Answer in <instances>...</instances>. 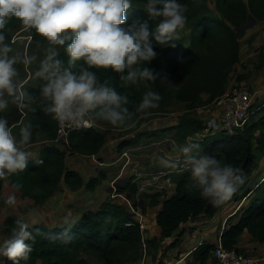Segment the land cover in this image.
Listing matches in <instances>:
<instances>
[{"label": "trees", "instance_id": "trees-1", "mask_svg": "<svg viewBox=\"0 0 264 264\" xmlns=\"http://www.w3.org/2000/svg\"><path fill=\"white\" fill-rule=\"evenodd\" d=\"M145 2L146 0H134V4L126 10L127 19L124 26L147 20L150 31L155 30L158 20L149 17L142 7ZM181 2L188 7L185 13L187 22L179 40L175 42L174 47L154 45L157 55L145 65L166 77L172 86L161 85L159 78L156 83L151 84L154 90L160 91L162 99L159 108L147 111L157 115L165 113L172 106L183 104L186 112L174 128L147 132L134 141L122 142L119 151L127 145L136 143L142 136L157 137L168 130H176L175 138L183 143L189 135L203 130L200 117L192 111L198 105L212 103L228 92L235 75V67L240 63V39L246 34L247 24L251 17L256 23L264 21V0H181ZM7 28L6 39L11 42L12 32L26 27L13 18ZM26 33L35 44L37 40H43L34 30L29 33L26 28ZM64 47L61 46L60 56L67 62ZM263 51L264 45L260 51L262 59ZM93 71L97 73L101 82H107L119 94L129 97L128 107L134 111L133 119L136 123L138 118L145 114L135 112L134 109V105L147 90L145 86L125 85L120 81L119 74L111 68H94ZM248 76L239 73L236 75V81L241 84ZM27 90L38 96L40 87L30 86ZM261 106L257 115L251 117L243 128H237L233 132L222 129L218 133H210L203 141L198 142L200 146L198 151L242 169L244 182L229 200L214 204L209 198L201 196L199 190L190 187L192 183L190 170L174 174L177 193L164 202L163 209L157 216V223L161 227L160 237L144 241L141 224L130 216V212L121 201L111 199L104 202L98 210L86 211L79 221L69 222L65 226L54 228L42 224L31 226L36 235V239L31 242L33 251L29 260L21 261V264H92L88 257H93L102 264H132L139 261L145 252L149 253L150 248L157 249L161 241L173 236L181 225L191 218L200 214L212 217L224 206L240 201L243 205L235 214L239 219L224 230L221 237L223 246L245 253L237 248L245 232L249 233L254 241L264 243V179L255 189L249 186L251 177L264 159V103ZM33 109L23 110L26 114L25 122L18 125L17 133L23 124L32 126L34 133L32 142L42 141L38 159L44 163L38 164L36 160L29 159L25 170L13 174L9 180L22 185L18 191L23 197L33 199L37 205H43L55 195L62 182L73 191H77L83 188L84 179L80 172L67 166L68 153L62 149L63 143L54 142L58 126L52 114L47 113L39 101L34 103ZM96 121L114 127L106 121ZM104 136V132L96 128L72 132L69 135V150L72 154H98L104 145ZM104 178L105 175L101 173L99 177L90 179L86 188L93 191ZM137 188V184L131 179L119 188V192H129L135 196ZM154 197L152 202L156 204L160 197L159 193ZM16 219L18 218L15 216L6 219V233L11 234L10 229L15 226ZM37 228L40 229L39 233L35 232ZM66 228L67 237L63 235ZM179 242L180 238L176 239L171 247ZM214 250L215 245L202 244L196 250V258L201 264H206L209 260L214 264ZM5 264H12V261L6 257Z\"/></svg>", "mask_w": 264, "mask_h": 264}, {"label": "clouds", "instance_id": "clouds-1", "mask_svg": "<svg viewBox=\"0 0 264 264\" xmlns=\"http://www.w3.org/2000/svg\"><path fill=\"white\" fill-rule=\"evenodd\" d=\"M133 4L134 0H0V184L11 183L12 189L19 190L22 185L9 178L24 171L28 160L34 159L30 150L32 126L23 124L18 133L14 131L16 126L6 115L10 105L34 110L39 101L62 128L96 120L116 128L132 127L135 120L128 107L129 97L101 82L93 71L111 68L125 85L143 84L147 89L134 105L135 112L150 114L147 110L159 108L161 93L150 85L158 78L161 85H172L145 65L157 55L154 45L175 46L187 22L188 6L181 0H146L142 7L151 19L158 20L155 30L150 31L147 20L124 26L126 10ZM13 18L29 33L34 30L43 38L36 41L37 47L43 44L42 55L21 53L6 39L7 25ZM60 46H65L67 62L60 56ZM34 64L31 75L40 82L38 96L28 92L18 67ZM93 128L102 127L97 122ZM199 147L195 142L180 145L190 170V187L214 204L229 200L244 182L242 169L198 151ZM36 163L44 162L36 159ZM161 163L175 167L163 157ZM5 202L15 204L14 192ZM14 224L11 234L0 241V256L21 264L29 260L36 235L29 221L18 218ZM67 233L66 228L63 235L67 237Z\"/></svg>", "mask_w": 264, "mask_h": 264}, {"label": "crops", "instance_id": "crops-1", "mask_svg": "<svg viewBox=\"0 0 264 264\" xmlns=\"http://www.w3.org/2000/svg\"><path fill=\"white\" fill-rule=\"evenodd\" d=\"M16 34L19 36L13 37ZM247 37L249 36L247 35ZM17 38L28 40L26 43L28 51L31 43H34L26 33V28L15 29L12 32L11 43L15 44L20 41ZM247 47L248 45L241 44L240 63L235 67V76L231 80L230 86L232 81H236L237 74H248L243 70L247 67L248 57L244 53ZM249 56H252V53ZM249 70L250 66L246 72ZM39 83L31 86H38ZM26 85L27 83L24 86ZM204 98L207 99V95ZM98 123L102 128L96 129L103 131L105 135L104 145L98 154H72L68 146H62V149L68 153L67 166L69 169L76 170L83 176V188L73 191L66 183L62 182L59 190L51 199L43 205H37L33 199L23 197L18 190L12 189L9 183L0 184V198H2L1 203L3 202V209L0 211V241L10 235L5 232L6 219L9 216L29 221L30 227L38 224L49 228L65 226L69 222L79 221L86 211L98 210L104 202L113 199L111 196L113 181H116L120 188L131 179L138 187L135 196L124 192L126 197L131 195L130 200L128 199L130 202L120 198L115 199L121 201L136 221L141 224L144 241L160 237L161 227L157 223V216L162 211L164 202L177 193V184L173 180V175L189 170L185 163V155L180 151V145L183 143L175 138L176 130H168L157 137L142 136L136 143L125 146L122 151H119V145L122 142L134 141L147 132H159L174 128L179 124V120L161 115L143 114L134 126L129 128H116L108 126L104 122ZM190 138L194 141H191ZM187 140L189 143L195 142L197 139L188 137ZM41 148L42 144L31 145L33 160L39 158ZM161 157L172 161L175 167L162 164ZM101 173L105 175V178L93 191L88 190L86 188L88 181L99 177ZM263 179L264 159L251 177L249 186L255 189ZM13 192L16 202L7 204L6 198ZM157 193L160 195L159 200L153 204V197ZM242 205V201L231 202L212 217L200 214L191 218L182 224L173 236L161 241L157 249L150 248L149 253L145 252L139 261L132 264H201L195 255L197 248L202 244H214L221 240L222 234L229 224L238 221L239 217H236L235 214ZM245 205H247V201ZM178 238H180V242L171 247ZM237 248L245 253H253L259 258L255 264H264V243L254 241L249 233L245 232L241 236ZM5 258L6 256H0V264H5ZM88 260L92 264H102L93 257H88ZM206 264H211V260Z\"/></svg>", "mask_w": 264, "mask_h": 264}, {"label": "rangeland", "instance_id": "rangeland-1", "mask_svg": "<svg viewBox=\"0 0 264 264\" xmlns=\"http://www.w3.org/2000/svg\"><path fill=\"white\" fill-rule=\"evenodd\" d=\"M246 30H247L246 37L244 38L242 37L240 41L243 46L248 45L247 49L244 52L246 54V57H248L246 60L247 67H245V69L243 70L245 73H248L249 76L246 79V81L242 82L241 84H238L237 81H232V84L230 88L228 89V92L230 93L235 88H239L240 86H243V85L252 86L253 89L257 91L259 94L257 103L255 104V107H253V110H255V114H254L255 116L260 111L262 107L261 105L264 103V100H263L264 99V59L260 57V51H259L262 46L261 47L258 46L260 44L262 45L264 44V21L258 22V23L254 22L253 24H251V26L247 27ZM247 35L249 37H247ZM16 36H19V35L16 34L13 37L16 38ZM17 39H20V41L13 44L14 49L19 50L21 53L26 52L30 54L33 51H35L39 55L43 54L42 53L43 46L37 47L35 43H31V46L29 47V51H28V49H26L27 47L26 43L28 40L24 38H17ZM61 49L62 48L60 46V52H61ZM251 53H252V56H249ZM249 66H250V70L246 72ZM18 67L20 68L22 78L25 80V83H27V85L25 86L26 88L31 85L39 83V81L33 79L31 75L32 70L36 67L35 64L28 67L29 69L28 71L25 69V66L23 65H18ZM258 67H260L261 69ZM204 99L206 100V98ZM220 107L221 106L218 104V101L216 102L214 101L208 104H200L197 107H195L192 113L200 117L204 129L193 135H189L188 137H195L197 139L195 140V143H198V142L203 141V139H205V137L209 135L210 133L220 132L222 130L221 122H220V115H221ZM185 112H186L185 105L180 104V105H175V106L168 108L165 114L162 113V114H157V115H161L163 117H172L176 120H179L180 117H182V115ZM6 115H7V118L9 119L10 124H13L16 126L14 128V131L17 132L18 125L25 122L24 111L17 109L15 105H10V109ZM188 137L184 140L183 144H185L186 142L188 143V140H187ZM191 141H194V140H191ZM32 144L41 145L42 141L37 140L36 142L35 140L34 143L32 142ZM66 162H67V158H66ZM1 201H2V198H0V205L2 204L0 206V211L3 209V202L1 203Z\"/></svg>", "mask_w": 264, "mask_h": 264}, {"label": "built area", "instance_id": "built-area-1", "mask_svg": "<svg viewBox=\"0 0 264 264\" xmlns=\"http://www.w3.org/2000/svg\"><path fill=\"white\" fill-rule=\"evenodd\" d=\"M258 92L250 85H243L235 88L232 92H227L219 97L216 101L221 106V129L233 132L237 128H243L244 125L254 116L255 104L258 100ZM97 126V122H90L88 125H81L79 127L62 128L58 123L57 137L55 143H63L64 146L69 145V135L72 132L79 131L86 128H93ZM111 196L113 199L120 198L130 202L125 194L119 192V185L116 181L111 184ZM215 250L213 257L214 264H255L259 261L253 254H245L236 249H227L223 246L222 241L219 240L214 243ZM146 245L144 244V247Z\"/></svg>", "mask_w": 264, "mask_h": 264}, {"label": "water", "instance_id": "water-1", "mask_svg": "<svg viewBox=\"0 0 264 264\" xmlns=\"http://www.w3.org/2000/svg\"><path fill=\"white\" fill-rule=\"evenodd\" d=\"M254 22H255V21H254L253 17H251L249 23L247 24V27L251 26V24H253ZM247 27H246V28H247ZM240 31H241V30H240ZM128 198L130 199V198H131V195H128ZM130 216H133V215L130 214Z\"/></svg>", "mask_w": 264, "mask_h": 264}]
</instances>
